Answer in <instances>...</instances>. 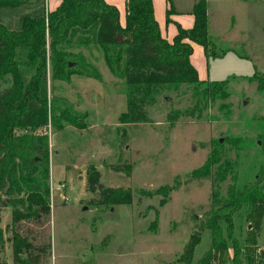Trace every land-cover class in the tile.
<instances>
[{"label":"rangeland","instance_id":"374dc122","mask_svg":"<svg viewBox=\"0 0 264 264\" xmlns=\"http://www.w3.org/2000/svg\"><path fill=\"white\" fill-rule=\"evenodd\" d=\"M177 1L178 10L188 14L199 0ZM53 3L50 0L51 7ZM207 3L212 44L206 51L194 44L192 59L203 81L228 80L230 95L208 101L205 108L199 105L201 118L197 111L193 117L186 115L197 104L196 90L194 85L182 84L164 89L156 103L147 106V123L121 122L128 89L111 74L101 50L92 44L73 51L102 73V81L79 74L69 82L53 81L49 67L50 102L55 98L58 110L76 113L80 126L64 122L57 128L50 122L38 130L49 137L50 222L22 221L14 228L12 208H5L4 261L14 264L15 231L37 246L48 241L50 254L42 264H179L193 234L201 237L195 261L210 249V231H201L199 225L211 209L213 181L205 171L199 178L193 172L207 163L218 141L224 143V160L238 161L241 185L254 182L264 170L259 139L264 131V91L259 90L258 81L250 80L264 75V0ZM121 10L124 19V7ZM168 36L172 38L171 32ZM177 114L181 115L172 124L169 117ZM231 137L245 139V148L238 151L227 143ZM128 166L130 176L123 171ZM92 167L101 175V188L98 184L94 191L87 185ZM231 176L220 184L223 195L234 183ZM165 186L174 190L162 205L163 196L155 191ZM117 187L133 191L132 204L98 205L103 189ZM245 216L240 212L233 218L243 246L247 227H252ZM243 250L240 264H264V219L257 244ZM234 257L229 250L223 262L215 259L208 264H234Z\"/></svg>","mask_w":264,"mask_h":264},{"label":"trees","instance_id":"16d2710c","mask_svg":"<svg viewBox=\"0 0 264 264\" xmlns=\"http://www.w3.org/2000/svg\"><path fill=\"white\" fill-rule=\"evenodd\" d=\"M32 1L0 0V8ZM169 2L167 22H172L170 16L175 9L172 0ZM125 10L123 26L118 7L105 0H62L43 17H26L20 31L9 30L0 23V264H8L1 258L5 242L1 222L5 208H12L14 228L22 221L50 222L49 137L38 130L48 127L50 122L57 128H62L64 122L80 126L76 113L58 110L55 98L50 102L49 67L53 81L69 82L75 74L103 79L102 73L88 64L81 53L73 51L76 47L92 44L100 49L111 74L124 81L128 89L127 111L120 117L124 123H147V106L156 103L164 89L182 84L194 85L196 90L197 104L186 113L190 117L197 111L201 118L208 101L223 100L230 95L228 80H201L191 61L194 44H200L205 51L212 44L207 0L194 4L191 28L176 23L178 32L172 41L161 34L153 0H126ZM119 35L123 37L122 42ZM250 80L258 81L259 90L264 91V75L256 74ZM202 103L204 107L200 108ZM179 115H170L172 124ZM56 120L60 123L56 124ZM259 139L264 151V131ZM227 143L238 151L245 148V139L241 137L228 138ZM223 147L224 143L218 141L207 163L193 172L194 178H199L205 171L213 181L211 209L199 225L201 231H210V249L195 261L194 252L201 237L193 234L179 264H208L215 259L223 262L229 250L235 253L233 263L240 264L243 248L250 249L257 244L264 219V170L254 182L241 185L236 170L238 161L224 160ZM123 171L131 175L130 166ZM231 173L234 183L223 195L220 184ZM87 174L88 188L94 191L100 185V172L92 167ZM173 190V186H165L155 191L156 195L163 196L162 205L168 202ZM133 197L130 188H105L98 205H130ZM240 212L252 225L247 227L244 246L236 236L233 222L235 214ZM12 241L14 264H42L50 254L48 241L37 246L18 231ZM250 256L249 253L248 262Z\"/></svg>","mask_w":264,"mask_h":264},{"label":"crops","instance_id":"0c3cea01","mask_svg":"<svg viewBox=\"0 0 264 264\" xmlns=\"http://www.w3.org/2000/svg\"><path fill=\"white\" fill-rule=\"evenodd\" d=\"M108 4L115 5L120 10V22L125 26L126 22V10L125 3L126 0H105ZM53 6L50 5V0H39L32 1L21 6L17 7H4L0 8V23L3 24L6 28L13 31H20L23 27V21L26 17L39 18L45 16L49 11L55 10L62 2V0H53ZM155 17L159 23L161 34L164 38L169 41H172L174 36L177 34L176 23H179L183 28L189 29L194 24V16L192 11L188 14H183L179 11L176 6L178 3L177 0H172L175 13L170 16L172 22H167V11L170 9L169 0H153ZM195 3V2H194ZM49 4V5H48ZM194 6V5H193ZM192 6V9H193ZM124 7L125 16L123 19V13L121 8ZM169 25L171 26L169 29ZM171 32L172 38L168 36V33ZM171 38V39H169ZM197 45H194L196 48ZM191 61L194 65L193 59ZM195 66V65H194ZM199 77L201 80H205L200 71L198 70Z\"/></svg>","mask_w":264,"mask_h":264},{"label":"water","instance_id":"95a60500","mask_svg":"<svg viewBox=\"0 0 264 264\" xmlns=\"http://www.w3.org/2000/svg\"><path fill=\"white\" fill-rule=\"evenodd\" d=\"M118 39H119L120 42L123 41V37L121 35H119ZM70 66H74V64H70ZM100 188H101V185H100Z\"/></svg>","mask_w":264,"mask_h":264}]
</instances>
